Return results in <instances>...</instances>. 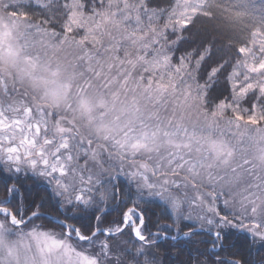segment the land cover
Masks as SVG:
<instances>
[{
  "label": "snow or ice",
  "instance_id": "1",
  "mask_svg": "<svg viewBox=\"0 0 264 264\" xmlns=\"http://www.w3.org/2000/svg\"><path fill=\"white\" fill-rule=\"evenodd\" d=\"M5 172L0 264H159L156 203L214 248L226 230L264 243V5L0 0ZM46 196L56 222L37 224ZM89 210L94 224L71 222Z\"/></svg>",
  "mask_w": 264,
  "mask_h": 264
},
{
  "label": "trees",
  "instance_id": "2",
  "mask_svg": "<svg viewBox=\"0 0 264 264\" xmlns=\"http://www.w3.org/2000/svg\"><path fill=\"white\" fill-rule=\"evenodd\" d=\"M253 3L259 8L264 5V0H253ZM7 176L4 174L0 176V180H6ZM14 179V178H13ZM120 183L126 185V180H119ZM22 191L28 193H48L51 194V190L48 189L47 184L44 181H34V179H26L23 182ZM162 206L158 203L150 206V216L152 223L150 224V231L152 233H157L156 245L151 249V251L156 255L159 264H217V253L220 258L225 261L230 260H242L243 264H264V244L261 245L257 240L246 233L237 232L236 230H226L227 238L225 240V248L221 249L219 246L213 247L214 236L209 235L207 232H194L190 237H184L179 240H172L169 238H163L162 234L170 235V232H164L163 230H158L154 225L158 222L160 225L170 224L169 216L162 215ZM116 205L110 209H107V215L105 218V224L102 226H107L109 221L116 219L119 215L118 210H114ZM58 204L55 197L48 198L46 196L44 212L55 215L57 217ZM61 214L59 218H63V214L66 213L64 208L59 209ZM42 223L47 224L49 220L43 218ZM80 227L81 223L88 224L89 222L95 223L92 219L91 210L87 215H80L77 220L71 221ZM197 228L194 224L187 221H182L178 225L179 235L184 232H193L192 230ZM58 230V229H57ZM105 237H100L104 239ZM127 240V237L122 238ZM139 243V242H135ZM122 247H131V244H122Z\"/></svg>",
  "mask_w": 264,
  "mask_h": 264
},
{
  "label": "rangeland",
  "instance_id": "3",
  "mask_svg": "<svg viewBox=\"0 0 264 264\" xmlns=\"http://www.w3.org/2000/svg\"><path fill=\"white\" fill-rule=\"evenodd\" d=\"M6 176L8 175L6 172L4 173ZM14 179H15V177H13ZM119 180H126L123 176H121L120 177V179ZM45 183H46V181H44ZM47 184V183H46ZM48 189H50V187H48ZM51 190V189H50ZM159 204V203H158ZM160 206H162L161 208H162V215L163 216H169V214H170V210L169 211H166L165 210V208H164V206L162 205V204H159ZM114 206V204L112 203V202H109V204L107 205V209H110V208H112ZM49 216H51V217H53V218H57L55 215H50L49 214ZM45 219H47V220H49V221H51L50 219H48V218H46V217H44ZM61 219V218H60ZM176 220V218L173 216L171 219H170V224H167V225H170L171 227H170V229L168 230V232H170L171 234H170V236H173V237H177V236H179V231H178V225L182 222V221H187V220H182V221H176L175 223H174V221ZM187 222H191L192 224H194L197 228H201L200 227V224L198 223V222H196V221H187ZM36 223L37 224H42V221L41 220H38V221H36ZM52 223H54V222H52ZM45 224V223H44ZM201 229H205V230H208L207 229V226H205L204 228H201ZM58 231V230H57ZM155 234V233H154ZM261 245H263L264 243H262V242H260L259 240H257Z\"/></svg>",
  "mask_w": 264,
  "mask_h": 264
},
{
  "label": "water",
  "instance_id": "4",
  "mask_svg": "<svg viewBox=\"0 0 264 264\" xmlns=\"http://www.w3.org/2000/svg\"><path fill=\"white\" fill-rule=\"evenodd\" d=\"M46 218H48V219H50L52 222H56V218H53V217H51V216H49V215H46L45 216ZM193 232H207L209 235H211V236H214L213 234H211V233H209V231H206V230H204V229H201V228H197V229H194V230H192ZM184 235H181V236H179V237H175V239H173V237L172 236H170V235H168V234H162V237L163 238H169V239H172V240H174V241H176V240H178V239H181L182 237H183Z\"/></svg>",
  "mask_w": 264,
  "mask_h": 264
}]
</instances>
